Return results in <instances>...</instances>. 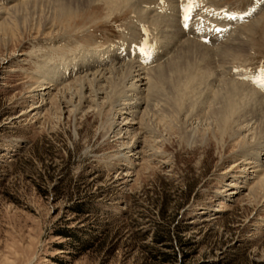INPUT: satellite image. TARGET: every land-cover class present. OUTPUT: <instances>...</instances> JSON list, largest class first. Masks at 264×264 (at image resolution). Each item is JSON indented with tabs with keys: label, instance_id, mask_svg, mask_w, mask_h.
Masks as SVG:
<instances>
[{
	"label": "rangeland",
	"instance_id": "374dc122",
	"mask_svg": "<svg viewBox=\"0 0 264 264\" xmlns=\"http://www.w3.org/2000/svg\"><path fill=\"white\" fill-rule=\"evenodd\" d=\"M108 5L0 0V264H264V0Z\"/></svg>",
	"mask_w": 264,
	"mask_h": 264
},
{
	"label": "trees",
	"instance_id": "16d2710c",
	"mask_svg": "<svg viewBox=\"0 0 264 264\" xmlns=\"http://www.w3.org/2000/svg\"><path fill=\"white\" fill-rule=\"evenodd\" d=\"M73 212L77 214L86 213L85 210L79 206H74ZM166 210L164 207L159 209V214L161 220L155 222V233L151 237V245L144 248L145 259L143 264H183V258L186 257V254H183L180 258L178 252L176 251L173 242H172V231H177L183 224L186 222L185 219L181 220L174 224V217L171 216L168 219L165 218ZM55 236H59L62 239H67L66 241H73L74 231L70 229H61L57 230ZM66 244L70 242H65V244H60L58 247L66 250ZM180 246H186L187 241L180 242Z\"/></svg>",
	"mask_w": 264,
	"mask_h": 264
},
{
	"label": "snow or ice",
	"instance_id": "6c2138e0",
	"mask_svg": "<svg viewBox=\"0 0 264 264\" xmlns=\"http://www.w3.org/2000/svg\"><path fill=\"white\" fill-rule=\"evenodd\" d=\"M164 0H161V3H163ZM203 0H182V8H183V18H182V25L185 29L189 27V21L192 19V13L195 9L202 7ZM232 19H235V16L231 17ZM217 31H220V29H216ZM145 44V47L141 48V51L145 52L146 55H151V51L149 49H154L153 45H148L147 42H143ZM234 71H239L238 69H234ZM245 79L252 80L253 83H256L258 87L264 91V67L260 69V72L256 76L252 77H244Z\"/></svg>",
	"mask_w": 264,
	"mask_h": 264
},
{
	"label": "bare ground",
	"instance_id": "6f19581e",
	"mask_svg": "<svg viewBox=\"0 0 264 264\" xmlns=\"http://www.w3.org/2000/svg\"><path fill=\"white\" fill-rule=\"evenodd\" d=\"M107 1L109 2V5H108V6H109V9H110L111 11H113L114 9H117L116 6L118 5V2H120V0H114V1H113V0H107ZM170 2H171V1H170ZM66 8H67V7H66ZM112 9H113V10H112ZM62 10H67V9L64 8V9H62ZM197 46H198V45H197ZM195 47H196V46H195ZM186 48H187V47H186ZM192 48H193V47H192ZM183 49H184V48H182L181 51H182ZM196 49H200V48H196ZM235 49H237V48H235ZM188 50H189V49H188ZM235 51H236V50H235ZM238 51H239V50H238ZM186 52H187V51H186ZM188 52H189V51H188ZM194 52H195V51H194ZM206 53H207V52H206ZM209 53H210V52H209ZM178 54H180V53H178ZM187 54H188V53H187ZM187 54H186V55H187ZM184 55H185V54H184ZM179 57H180V56H179ZM184 57H185V56H184ZM184 57H180V58L182 59V58H184ZM187 57H188V56H187ZM205 57H206V56H205ZM188 58H189V57H188ZM185 59H186V58H185ZM182 60H183V59H182ZM178 61H179V59H178ZM180 61H181V60H180ZM181 62H182V61H181ZM181 62H180V63H181ZM178 63H179V62H178ZM127 65H128V64H127ZM134 68H135V64H134V63H131V67L129 68V73H128L129 75H133V74L137 73V72L134 70ZM111 69H112V68H111ZM113 69H114V68H113ZM113 69H112V71L115 70V69H114V70H113ZM116 69H117V68H116ZM132 69L134 70V71H133V74H131V70H132ZM119 70H120V69H119ZM124 70H125V69H124ZM110 71H111V70H110ZM122 72H123V71H122ZM108 73L110 74L109 71H108ZM124 73H125V72H124ZM126 73H127V72H126ZM126 73H125V74H126ZM97 74H98V73H97ZM112 74H113V72H112ZM128 74H126V75H128ZM141 74H142V73H141ZM99 75H101V74H99ZM99 75H98V77H99ZM103 75H104V74H103ZM126 75H125V76H126ZM139 75H140V74H139ZM158 75H159V74H158ZM160 75H161V74H160ZM122 76H123V75H122ZM122 76H121V77H122ZM140 76H141V75H140ZM98 77H97V78H98ZM121 77H120V78H121ZM123 77H124V76H123ZM133 77H134V75H133ZM136 77H137V76H136ZM138 77H139V76H138ZM138 77H137V79H138ZM125 78H126V77H125ZM129 78H130V77H129ZM143 78H144V77H143ZM109 79H110V78H109ZM133 79H134V78H133ZM139 79L141 80V78H139ZM100 80H101V79H100ZM105 80H106V79H105ZM111 81H112V80H111ZM120 81H121V80H120ZM130 81H131V80H130ZM132 81H133V80H132ZM160 81H161V80H160ZM95 82H96V81H95ZM97 83H98V82H97ZM107 83H108V82H107ZM134 83H135V82H133V83H131V84H134ZM138 83H139V82H138ZM155 83H156V82H155ZM143 85H144V84H143ZM156 85H157V84H156ZM238 85H239V84H238ZM245 85H246V84H245ZM240 86H241V84H240ZM119 87H120V86H119ZM135 87H136V86H135ZM135 87H134L133 89H138V90H139V88H135ZM121 88H122V87H121ZM153 88H154V87H153ZM240 88H241V87H240ZM155 89H156V88H155ZM241 89H242V88H241ZM89 90H90V89H89ZM127 90H129V89L127 88ZM94 91H95V90H94ZM134 91H135V90H134ZM136 91H137V90H136ZM113 93H114V92H113ZM157 94H158V93H157ZM252 94H253V93H252ZM153 95H155V94H153ZM119 96H120V95H119ZM115 97H116V96H115ZM113 98H114V97H113ZM117 98H119V97H117ZM121 98H122V97H121ZM158 98H159V97H158ZM134 100H135V99H134ZM116 101H117V100H116ZM119 101H122V100H119ZM113 103H114V102H113ZM135 104H136V103H135ZM113 105H114V104H113ZM138 105H139V104H138ZM179 105H180V103H179ZM249 105H250V104H249ZM133 106H134V105H133ZM231 106H232V104H229V107H225V106H223V107L221 108L222 110L219 111V112H221V115H222V117H223L224 119H225V118L227 119V117H229V115H230V114H233V112L235 111V108H234V107L231 108ZM178 107H179V106H178ZM247 107H248V106H247ZM252 109H253V108H252ZM243 110H244V109H243ZM246 112H247V111H246ZM246 112H245V113H246ZM251 112H252V110H251ZM234 113H235V112H234ZM239 113H240V112H238V114H239ZM253 113H254V112H253ZM259 114H260V113H259ZM218 115H219V114H218ZM244 115H245V114H244ZM252 115H253V114H252ZM241 116H242V114H241ZM253 116H254V115H253ZM260 116H261V115H260ZM245 117H246V116H245ZM251 117H252V116H251ZM241 118H242V117H241ZM254 118H255V117H254ZM230 119H231V118H230ZM251 119H252V118H251ZM256 119H257V118H256ZM236 120H237V119H236ZM240 120H241V119H240ZM240 120H239V121H240ZM253 120H254V119H253ZM253 120H252V121H253ZM225 121H226V120H225ZM252 121H251V122H252ZM253 122H254V121H253ZM257 122H258V121H257ZM239 123H240V122H239ZM239 128H240V127H239ZM263 131H264V130H263ZM248 133H249V132H248ZM258 135H260V134H258ZM257 137H258V136H257ZM255 138H256V137H255ZM262 138H263V136H262ZM260 140H261V139H260ZM257 142H258V141H257ZM259 142H261V141H259ZM252 145H253V144H252ZM250 147H251V146H250ZM252 147H253V146H252ZM256 147H257V146H256ZM255 149H256V148H255ZM258 149H259V148H258ZM262 149H263V148H262ZM260 152H261V151H260Z\"/></svg>",
	"mask_w": 264,
	"mask_h": 264
}]
</instances>
